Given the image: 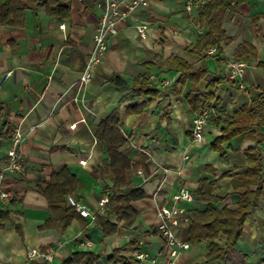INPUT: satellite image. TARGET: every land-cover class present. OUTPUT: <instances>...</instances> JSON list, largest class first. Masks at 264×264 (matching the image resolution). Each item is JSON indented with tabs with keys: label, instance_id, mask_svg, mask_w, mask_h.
Masks as SVG:
<instances>
[{
	"label": "crops",
	"instance_id": "obj_1",
	"mask_svg": "<svg viewBox=\"0 0 264 264\" xmlns=\"http://www.w3.org/2000/svg\"><path fill=\"white\" fill-rule=\"evenodd\" d=\"M57 1L70 8L69 17L48 16L43 9L31 8L25 13L24 28L0 27V132L6 125L4 137H0V189L10 195L0 200V210L10 213L0 228V264H62L75 252L102 254L95 264H112L106 257L133 240L137 243L121 256L137 264V253L155 256L163 252V240L155 230L158 208L170 205L180 188H187L194 196V202L185 205L187 211L206 209L195 195L201 178L214 183L213 195L222 199L216 207L235 208L239 197L232 179L245 171L244 151L250 148H257L261 154L264 182V142L238 135L223 143L221 152L211 147L224 127L216 121L232 117L234 107L245 105L251 109L264 91V69L258 67V63H264V0H245L233 17L223 22L232 42L222 46L220 63L212 55L190 52L199 34L181 2L151 0L149 8L136 16L137 22L148 25L146 38H139L132 22L121 23L117 35L109 40L103 63L84 88L78 87V78L92 47L99 16L96 4L101 0ZM252 15L258 17L253 32ZM193 18L198 20V15ZM206 32L207 26L203 25L202 34ZM241 42L251 44L256 51V57L247 62L244 90L228 81L225 64L233 59ZM171 56L182 59L193 70L208 71L199 82L200 93L205 92L209 81L221 79L212 101L217 112L206 124L201 143L193 141L190 131L195 116L185 101L190 83H177L179 72L167 61ZM142 75L153 77L150 84L159 91L157 96L131 91L133 80ZM114 76L126 85L117 87L111 82ZM164 80L167 85L161 84ZM141 104H146L141 113L126 112L127 107ZM113 110L118 114V128L127 139L120 152L133 163L142 160L148 165L144 177L137 174L141 168L129 173L132 186L140 187L147 195L132 203L137 213L135 223L130 229L119 225L109 237L86 219H73L63 233L40 231L49 212L37 186L62 166L82 184L80 190L68 196L87 206L93 215H104L99 203L111 195L112 183L104 165L105 146L96 139L95 131ZM16 128L24 136L20 154L25 174L20 176L6 170ZM250 131L264 137V125L258 127L255 122ZM255 203L240 240L224 262L205 263L208 241L203 240L190 244L175 264H264V190ZM109 220L115 223V216ZM174 232L188 243V221ZM216 242L224 247L225 237L219 236ZM30 248L51 250V261L41 256L27 258Z\"/></svg>",
	"mask_w": 264,
	"mask_h": 264
},
{
	"label": "trees",
	"instance_id": "obj_2",
	"mask_svg": "<svg viewBox=\"0 0 264 264\" xmlns=\"http://www.w3.org/2000/svg\"><path fill=\"white\" fill-rule=\"evenodd\" d=\"M244 1L236 0L232 3L231 0H206V4L198 14V23L200 27L206 25L207 32L198 35L195 45L190 47V52L206 54L209 48L214 47L217 50V62L220 63L218 56L222 53V46L232 42V38L227 35L223 28V22L230 20ZM31 8L43 9L48 16H56L62 19L70 16V8L60 5L57 0H0V27L24 28L25 13ZM250 20L251 32H253L258 17L252 15ZM254 57H256L255 48L246 42H241L233 53V59L236 61L248 62L250 58ZM167 61L179 72L177 83L182 86L186 82L190 83L191 90L185 96L188 111L194 115H199L205 109L212 107L214 94L221 79L209 81L205 92L200 93L199 82L208 75L207 70H193L191 65L173 56L169 57ZM258 67L264 69V63H258ZM148 79L144 75L134 79L131 91L136 95L157 96L159 91L150 84ZM111 82L117 87L126 85L119 76H114ZM145 105L129 106L126 112L139 114ZM2 107L0 102V118L3 111ZM216 122L218 125L223 123L224 127L221 129V135L211 144L215 152H221V145L238 135L250 138L257 143L264 142V137L255 132H249L250 126L255 122H257L258 127L264 125V91H261L251 109L245 105L234 107L232 117H225ZM118 125V114L116 110H113L98 123L95 131L96 139L105 146L107 158L104 165L106 170L110 172L109 178L112 183L109 188L111 195L107 197L103 207L104 215L95 214L93 220L95 225L102 228L104 237L114 235L119 225L123 229H130L137 217L132 203L147 197L140 187L132 186L129 173L141 168L144 176H146L148 165L142 160L133 163L125 154L120 152V148L127 142V139L122 135ZM5 128L6 125H3L0 137H4ZM244 155L246 169L242 174L234 176L232 179L234 193L239 197L235 208L216 207L222 199L213 195L214 183L205 178L198 181V187L195 191L196 199L205 203L206 209L188 211V243L208 241L205 263L224 262L228 253L235 249L243 234L245 220L256 206L255 199L260 197L262 190H264V182H262L261 176L262 158L259 150L250 148L244 151ZM81 188L82 184L66 166L53 171L48 180L37 186V191L47 201L49 212L48 220L39 227L40 231L53 229L57 233H63L73 219H84L67 201L68 195L74 194ZM9 215V211L0 210V228L3 222L9 220ZM112 215L115 216V223H111L109 220ZM85 227L84 233H86ZM16 230L18 234H22L19 226L16 227ZM221 235L225 237L224 247H220L216 242ZM136 243L137 240H133L124 247L114 250L106 257L108 262L130 264L131 260L121 256V254L129 246ZM40 251L45 252L46 249L41 248ZM101 257L102 254L75 252L62 264H95Z\"/></svg>",
	"mask_w": 264,
	"mask_h": 264
},
{
	"label": "built area",
	"instance_id": "obj_3",
	"mask_svg": "<svg viewBox=\"0 0 264 264\" xmlns=\"http://www.w3.org/2000/svg\"><path fill=\"white\" fill-rule=\"evenodd\" d=\"M80 1V0H79ZM151 0H101L97 2L96 7L99 9V16L92 35V47L88 54L83 72L78 78V87L84 88L88 85L93 77L94 72L103 63L104 57L108 51L110 38L118 33V27L121 23L132 22V27L138 34L139 38L144 40L147 35L148 25L137 22L136 16L139 11L149 8ZM181 2L184 12L193 20V16H197L206 4V0H177ZM232 3L236 0H231ZM207 55H216V48L212 47L206 51ZM226 76L229 82L236 84L240 90L245 89L244 75L248 66L245 61L228 60L226 63ZM153 77L149 78L152 81ZM163 83V84H162ZM167 85V81L162 82ZM1 87V84H0ZM217 110L214 106L205 109L201 114L195 115L192 119L191 136L194 142L201 143L204 140V130L208 121L216 115ZM73 127V125L71 126ZM24 136L20 128H16L11 136L10 149L7 152L9 164L7 171L12 173L23 174L21 165L20 148L23 143ZM83 163V162H80ZM137 174L144 177L142 171ZM9 194L0 189V200L9 198ZM68 203L75 209L80 217L93 221L94 216L87 206L81 204L73 196L67 197ZM107 198H103L99 207H103ZM194 202V196L187 188H180L171 198L170 205H163L158 208L157 216L159 222L156 230L163 240V252L155 256H148L145 253H137L135 261L137 264H175L178 256L182 251L187 250L190 244L179 240L174 229L183 222L188 221V211L186 204ZM43 257L46 261H51L52 251L46 250L41 252L38 248H30L27 251V258Z\"/></svg>",
	"mask_w": 264,
	"mask_h": 264
},
{
	"label": "rangeland",
	"instance_id": "obj_4",
	"mask_svg": "<svg viewBox=\"0 0 264 264\" xmlns=\"http://www.w3.org/2000/svg\"><path fill=\"white\" fill-rule=\"evenodd\" d=\"M191 22H192V24H193V26H194V28H195V30H196V32L198 33V34H202V32H203V27L201 26H199V23H198V20L196 19V18H194L193 20H191ZM227 21H225V23H226ZM244 33H245V30H244ZM213 56V55H212ZM213 57H216L217 58V56L216 55H214ZM149 80V79H148ZM164 81H166V80H164ZM164 81H162V82H164ZM161 82V83H162ZM158 84L160 85V82L158 81ZM23 144V143H22ZM22 146V145H21ZM21 153V152H20ZM8 163H9V160H8ZM21 165H22V167H23V174H19V176L20 175H24L25 174V168H24V165H23V163H22V161H21Z\"/></svg>",
	"mask_w": 264,
	"mask_h": 264
}]
</instances>
